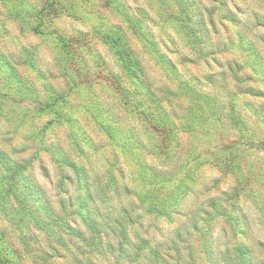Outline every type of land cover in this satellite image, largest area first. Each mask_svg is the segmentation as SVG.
<instances>
[{
  "label": "clouds",
  "instance_id": "9594fccd",
  "mask_svg": "<svg viewBox=\"0 0 264 264\" xmlns=\"http://www.w3.org/2000/svg\"><path fill=\"white\" fill-rule=\"evenodd\" d=\"M187 3L0 0V264H264V0ZM105 33L136 64L147 140L101 83ZM85 109L113 139L73 171L53 113Z\"/></svg>",
  "mask_w": 264,
  "mask_h": 264
},
{
  "label": "rangeland",
  "instance_id": "374dc122",
  "mask_svg": "<svg viewBox=\"0 0 264 264\" xmlns=\"http://www.w3.org/2000/svg\"><path fill=\"white\" fill-rule=\"evenodd\" d=\"M20 3H23V0H19ZM111 2V0H110ZM185 7L187 8H198V5L195 3H187L185 0ZM43 9L39 10L36 15L40 16L43 14ZM29 19H31V14H29ZM43 25L37 23L36 26L31 30L33 36L38 34H43L41 32ZM111 41L112 51L109 52L104 47V41ZM98 49L105 53L107 56L108 63L112 67V75L108 79L101 81L106 88L110 89L115 93L118 100H122L126 107L122 109L125 112L128 120L133 124L140 127L141 133L144 135V138L147 140L151 133L154 131V128L149 123L150 114L138 111L143 107L142 103H138L137 97L139 92L137 88L132 87L133 83H137L135 73L137 72L136 64L134 63L128 47L126 46L124 40L115 33H105L103 39L97 41ZM147 60V57L145 56ZM151 64V61H148ZM121 68H123V76H121ZM20 86L22 89H28L29 84L27 82V77L19 78ZM135 93V95H133ZM60 103V100L57 99L53 105ZM57 119L63 120L64 123L68 126V132L66 135L67 144L64 140H61L58 152L66 158L67 161L64 166L76 170L74 164V157L84 156L86 150L91 148L93 145L102 144L104 141H110L113 139V134L111 130V123L104 119L102 110H97L95 113L89 112L88 110H82L77 113H73L71 116H68L67 113L59 114L53 113ZM143 121V124H141ZM52 124L51 120L45 122L46 127H50ZM145 125L147 127L145 128ZM58 136L65 137V132L60 130ZM95 150V149H94ZM64 163V161H61ZM0 163H6L3 158H0ZM70 180L71 177H68ZM0 239H3L0 237ZM243 258L247 257V252H241Z\"/></svg>",
  "mask_w": 264,
  "mask_h": 264
}]
</instances>
